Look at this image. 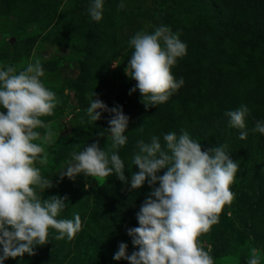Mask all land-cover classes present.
<instances>
[{"label":"rangeland","instance_id":"obj_1","mask_svg":"<svg viewBox=\"0 0 264 264\" xmlns=\"http://www.w3.org/2000/svg\"><path fill=\"white\" fill-rule=\"evenodd\" d=\"M90 2L0 0V67L19 71L39 59L45 71L41 79L60 101L52 116L42 118L51 124L52 140L44 141L46 130L37 129L41 139L35 142L42 144L48 159L36 167L55 185L38 193L44 199L66 196L57 219L79 214L82 221L71 241L56 240L57 233L50 230L48 244L37 247L35 256L9 258L4 264H128L114 260L118 245L127 244L128 255L136 250L127 229L138 227L136 214L151 191L147 183L130 192V185L115 174L59 177L73 153L97 139L109 156L116 151L106 131L110 114L103 113L97 122L87 116L94 92L109 108L120 105L129 117L127 142L118 149L128 180L139 171L132 162L138 140L150 142L156 136L165 145V134L179 136L183 129L203 149L227 145L226 152L239 165L231 186L235 199L201 242L215 264H247L253 247L264 264V135L249 125L252 114L264 121V38L256 35L254 23L264 26V7L258 21L240 17L230 25L225 11L216 10L219 0H104L103 18L96 22L87 14ZM93 22L101 36L95 37ZM161 25L179 34L187 46V54L171 69L177 80L183 77L184 85L167 102L146 109L139 91L129 94L135 80L124 70L134 51L130 40ZM240 105L250 112L246 139L239 138L241 130L231 127L226 115Z\"/></svg>","mask_w":264,"mask_h":264},{"label":"clouds","instance_id":"obj_2","mask_svg":"<svg viewBox=\"0 0 264 264\" xmlns=\"http://www.w3.org/2000/svg\"><path fill=\"white\" fill-rule=\"evenodd\" d=\"M103 6L104 0H91L87 8L91 20H102ZM130 45L134 51L124 71L136 84L129 94L139 91L146 109L167 102L184 85L183 77L177 80L171 69L187 54L186 44L179 34L161 25L152 34L137 32ZM44 76L39 59L19 71L9 65L0 67V264L9 258L22 259L25 254L35 256L37 247L48 244L50 230L57 233L56 240L71 241L82 229L79 214L74 219H57L66 206V196L44 199L38 193L44 194L55 185L36 167L48 159L42 144L35 142L41 139L37 129L46 130L44 141L52 140L51 124L42 118L52 116L60 103L42 81ZM94 97L86 110L89 121L97 122L103 113L110 114L106 131L116 151L109 156L97 139L73 153L60 179L115 174L125 186L130 185V192L145 183L151 188L136 214L138 227L127 229L136 250L128 255L127 244L121 242L114 260H127L128 264H215L201 237L219 223L225 207L235 199L231 186L239 165L226 152L227 145L203 149L183 129L179 136L165 134V145L156 136L150 142L138 140L132 162L139 171L128 180L118 149L127 142L129 117L120 105L109 108L96 92ZM249 114L247 105L226 113L230 126L241 130L240 139L248 135ZM253 131L264 135V121H256ZM97 135L102 137L103 133ZM162 170L163 175H159ZM247 264H261L258 249H250Z\"/></svg>","mask_w":264,"mask_h":264},{"label":"trees","instance_id":"obj_3","mask_svg":"<svg viewBox=\"0 0 264 264\" xmlns=\"http://www.w3.org/2000/svg\"><path fill=\"white\" fill-rule=\"evenodd\" d=\"M219 4L216 6H220V8H216L218 11V14L224 10L225 11V17L226 20L230 25H235L240 19V17H251V21L255 20L258 21L259 19V10L260 8H263L264 0H219ZM258 25V27L255 29V33L257 36H260L264 38V26L262 23L254 22ZM253 23V24H254ZM252 24V26H253ZM95 29V37L101 36V31L99 30V27L97 24H94ZM251 26V28H252ZM71 97V96H70ZM72 101L74 100L71 97ZM257 121V118L255 115H251V118L249 119V122L251 126H255V123Z\"/></svg>","mask_w":264,"mask_h":264},{"label":"water","instance_id":"obj_4","mask_svg":"<svg viewBox=\"0 0 264 264\" xmlns=\"http://www.w3.org/2000/svg\"><path fill=\"white\" fill-rule=\"evenodd\" d=\"M135 84H136V81H135ZM73 94V93H72ZM73 96V95H72Z\"/></svg>","mask_w":264,"mask_h":264}]
</instances>
